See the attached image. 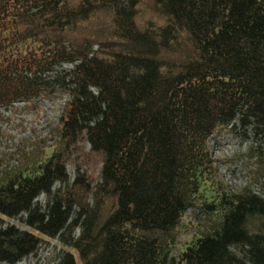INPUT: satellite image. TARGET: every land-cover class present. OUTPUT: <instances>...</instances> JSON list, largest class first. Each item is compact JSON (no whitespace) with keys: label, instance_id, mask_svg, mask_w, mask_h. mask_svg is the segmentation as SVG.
I'll use <instances>...</instances> for the list:
<instances>
[{"label":"trees","instance_id":"16d2710c","mask_svg":"<svg viewBox=\"0 0 264 264\" xmlns=\"http://www.w3.org/2000/svg\"><path fill=\"white\" fill-rule=\"evenodd\" d=\"M55 87L52 145L0 158V264L54 239L56 264H264V197L209 150L250 130L264 179V0H0V108ZM83 144L94 175L67 172Z\"/></svg>","mask_w":264,"mask_h":264},{"label":"rangeland","instance_id":"374dc122","mask_svg":"<svg viewBox=\"0 0 264 264\" xmlns=\"http://www.w3.org/2000/svg\"><path fill=\"white\" fill-rule=\"evenodd\" d=\"M70 67L68 64H63L58 70L65 71ZM51 96L37 100L34 108H26L25 103L0 108V158L9 157L11 164L15 165L18 151L29 152L33 144L42 145L43 141L45 145H52L55 136L53 130L59 122L66 95L59 90V87H55ZM250 138V130L244 132L240 128H237L235 132L216 133L210 140V155L215 161L219 177L229 190L236 191L243 187H250L253 192L264 197V179L252 182L251 178L250 169L254 159L248 156L249 148L252 146ZM83 145V155L81 157L77 155L76 161L67 166V172L73 173L75 163H78L80 172L87 170L94 175L100 167L99 159H95L88 153L90 148L88 144ZM57 186L58 183L54 187ZM36 201L43 206L47 202V197L42 194ZM186 215L189 219L187 218V221L183 219L182 222L188 227L180 229L179 242L181 243L194 237L195 227L200 222V219L193 218L192 211H187ZM18 220L11 222L17 223ZM189 220L191 224L188 223ZM78 231L75 232V236ZM60 251L58 240L54 239L49 243H42L34 254L16 264H56Z\"/></svg>","mask_w":264,"mask_h":264}]
</instances>
